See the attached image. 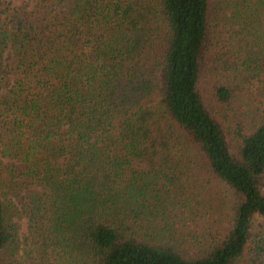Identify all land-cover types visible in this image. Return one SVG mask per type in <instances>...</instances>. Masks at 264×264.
Masks as SVG:
<instances>
[{"label":"trees","instance_id":"obj_1","mask_svg":"<svg viewBox=\"0 0 264 264\" xmlns=\"http://www.w3.org/2000/svg\"><path fill=\"white\" fill-rule=\"evenodd\" d=\"M261 77L264 0H0V156L26 218L0 200V264H264V111L238 103ZM198 160L229 195L200 234Z\"/></svg>","mask_w":264,"mask_h":264},{"label":"rangeland","instance_id":"obj_2","mask_svg":"<svg viewBox=\"0 0 264 264\" xmlns=\"http://www.w3.org/2000/svg\"><path fill=\"white\" fill-rule=\"evenodd\" d=\"M208 1L209 8H211L214 0ZM258 79H262V77L257 79L255 78L254 80L250 79L251 83L249 82L248 84L249 93L242 101H238V103L241 104L242 110H250L251 112L253 109H259L264 111V87L262 84L257 82ZM210 84L211 81L207 75L203 77L201 76L199 81V93L205 107L213 116H215L222 126L229 148L233 151L236 144L232 139L230 124L231 118L229 112L224 111L219 105L215 103L210 89ZM257 88H259V90H257ZM182 160L185 161V159ZM194 166L198 168L196 171L200 177L198 179V185L193 187L195 192L192 194V199L195 202L192 226L195 227L197 232L200 234V232L204 231L205 229L213 230L214 228L224 226L226 217L225 209L223 208V204L218 201L219 196L216 194L223 193V195H228V192L225 188L219 186V184L215 182L213 178H211L210 183L207 184L209 180L205 181V173L203 170H201L202 163L199 160L198 162H195ZM190 168L193 167L190 166ZM193 172L194 170L189 171L190 174H193ZM8 177L9 173L6 167V160L0 156V200L3 203L7 220L10 223L17 224L19 233H22L24 232L26 218L17 214V212H20V205H18L15 196L11 193ZM187 180L190 179L187 178ZM260 189L264 194V183L261 185ZM220 200L224 201L223 198ZM240 264H243V259L240 261Z\"/></svg>","mask_w":264,"mask_h":264}]
</instances>
